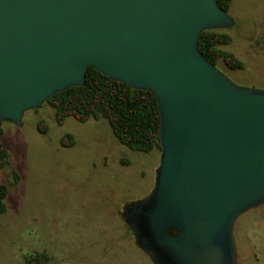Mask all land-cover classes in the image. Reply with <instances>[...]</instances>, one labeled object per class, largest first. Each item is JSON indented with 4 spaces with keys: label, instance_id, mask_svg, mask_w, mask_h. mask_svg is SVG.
I'll list each match as a JSON object with an SVG mask.
<instances>
[{
    "label": "water",
    "instance_id": "obj_1",
    "mask_svg": "<svg viewBox=\"0 0 264 264\" xmlns=\"http://www.w3.org/2000/svg\"><path fill=\"white\" fill-rule=\"evenodd\" d=\"M235 24L218 0H0V119L22 125L90 67L152 91L160 164L125 219L155 264H237L236 223L264 205V89L199 47Z\"/></svg>",
    "mask_w": 264,
    "mask_h": 264
},
{
    "label": "rangeland",
    "instance_id": "obj_2",
    "mask_svg": "<svg viewBox=\"0 0 264 264\" xmlns=\"http://www.w3.org/2000/svg\"><path fill=\"white\" fill-rule=\"evenodd\" d=\"M229 12L236 24L224 29L232 41L221 48L244 66L219 67L241 85L264 89V0H234ZM66 133L74 145H63ZM2 139L10 158L0 169L9 185L0 264H25L38 252L54 264H150L124 211L153 189L162 149L129 148L106 118L70 116L61 124L47 101L27 111L22 125L4 121ZM235 236L237 264H264V205L239 217Z\"/></svg>",
    "mask_w": 264,
    "mask_h": 264
},
{
    "label": "trees",
    "instance_id": "obj_3",
    "mask_svg": "<svg viewBox=\"0 0 264 264\" xmlns=\"http://www.w3.org/2000/svg\"><path fill=\"white\" fill-rule=\"evenodd\" d=\"M234 0H218L226 10H230ZM232 36L224 29L205 31L200 38L199 47L207 58L218 65L224 62L232 69L242 68L244 63L232 51L222 49L231 43ZM62 124L70 116L85 122L91 118L109 120L115 136L129 148L139 152H151L159 143L160 111L154 93L148 89H133L127 83L114 80L90 67L84 86H71L48 99ZM42 123H40L41 125ZM4 121L0 119V169L10 158V152L3 142ZM65 146L76 143L75 136L66 133L62 139ZM9 185L0 181V214L7 211ZM130 225V224H129ZM131 227V225H130ZM132 228V227H131ZM170 233L178 230L170 227ZM25 264H54L45 252L27 257Z\"/></svg>",
    "mask_w": 264,
    "mask_h": 264
},
{
    "label": "crops",
    "instance_id": "obj_4",
    "mask_svg": "<svg viewBox=\"0 0 264 264\" xmlns=\"http://www.w3.org/2000/svg\"><path fill=\"white\" fill-rule=\"evenodd\" d=\"M148 257H149V256H148ZM149 260H150V259H149ZM149 263H150V264H153L151 260L149 261Z\"/></svg>",
    "mask_w": 264,
    "mask_h": 264
}]
</instances>
